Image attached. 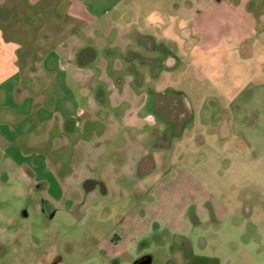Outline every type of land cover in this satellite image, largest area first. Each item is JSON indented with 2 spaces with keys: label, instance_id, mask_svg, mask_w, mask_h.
I'll list each match as a JSON object with an SVG mask.
<instances>
[{
  "label": "crops",
  "instance_id": "1",
  "mask_svg": "<svg viewBox=\"0 0 264 264\" xmlns=\"http://www.w3.org/2000/svg\"><path fill=\"white\" fill-rule=\"evenodd\" d=\"M254 46L259 0H0V192L19 178L42 215L111 213L165 167L161 142L186 139L196 100L174 95L173 72L191 57L251 59Z\"/></svg>",
  "mask_w": 264,
  "mask_h": 264
},
{
  "label": "rangeland",
  "instance_id": "2",
  "mask_svg": "<svg viewBox=\"0 0 264 264\" xmlns=\"http://www.w3.org/2000/svg\"><path fill=\"white\" fill-rule=\"evenodd\" d=\"M252 54L180 64L188 74L177 69L168 84L196 100L186 139L161 142L166 168L111 213L51 217L44 205L42 215L14 178L0 192V264H264V46ZM138 201L137 220L129 209ZM108 231L125 236L118 247L99 243Z\"/></svg>",
  "mask_w": 264,
  "mask_h": 264
}]
</instances>
